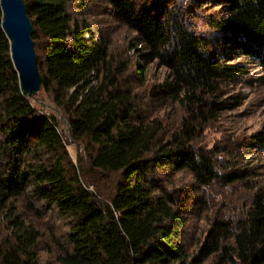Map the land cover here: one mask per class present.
<instances>
[{
	"label": "trees",
	"instance_id": "1",
	"mask_svg": "<svg viewBox=\"0 0 264 264\" xmlns=\"http://www.w3.org/2000/svg\"><path fill=\"white\" fill-rule=\"evenodd\" d=\"M22 1L41 91L83 155L75 165L57 117L21 95L0 9V227L8 232L0 264H40L30 217L45 212L67 221L57 264H264V185L251 183L238 216L212 217L193 250L184 215L195 199L163 185V175L182 171L199 187L248 183L246 172H225L196 143L205 123L236 105L224 87L251 62L264 70V0H106L110 16L134 34L129 49L140 47L136 79L144 81L150 64L166 72L147 102L126 80L129 63L71 17L70 5L83 0ZM210 5L216 10L202 14ZM146 103L181 110L166 139L163 120L141 114ZM246 143L264 154V130ZM92 175L114 176L112 191L102 195Z\"/></svg>",
	"mask_w": 264,
	"mask_h": 264
},
{
	"label": "rangeland",
	"instance_id": "2",
	"mask_svg": "<svg viewBox=\"0 0 264 264\" xmlns=\"http://www.w3.org/2000/svg\"><path fill=\"white\" fill-rule=\"evenodd\" d=\"M69 8L72 18L89 24L95 40L101 37L109 42L110 52L117 61L129 63L128 67L131 71L129 70L126 80L136 88L137 97L142 102H147V93L163 81L165 70L155 64H150L146 66L143 74L144 81L136 79L134 70L135 65L140 63L139 54L141 53H137L140 51V47H137L136 50L129 49L134 34L110 16L106 0H83L81 3H73ZM215 10L216 7L206 6L202 14H212ZM237 62H245V58ZM222 94L225 99L231 98L229 103L234 99L236 105L232 109L222 110L215 119L205 123L199 133L196 145L205 150H212L217 164L225 172L230 169L240 170V172H246L249 180L248 183L234 184L233 186H221L216 183L210 187H199L194 184L191 175L186 171L179 172L174 177L163 175V185H166L168 190H178L179 196L191 193V197L195 199L194 204V201L192 204L188 203V213L184 215L187 220L185 242L191 250L194 249L199 234L207 231L209 227L207 225L212 217L216 215L238 216L240 207L248 203L251 183L258 182L264 185V154L245 147L251 136L264 130V70L257 63L251 62L248 65V73L239 76L233 84L225 86ZM38 98L52 106L42 91L39 92ZM31 104L39 108L35 102H31ZM146 105L147 103L142 105L141 114L150 118L156 116L161 118L165 127L164 139H166L170 131L173 132L177 128L182 117L181 110L176 105L161 111ZM42 110L45 114H54L57 117L58 131L72 162L76 165L77 158L83 154L81 147L71 140L66 125L67 120L60 112L62 120L53 110L47 108ZM95 179L96 177L92 175L91 180L97 184L102 195H107L112 191L114 176L105 175ZM30 219L40 232L37 244L40 264H57L56 258L60 254V249L64 248L66 244L67 221L59 219L50 212H45L39 219L32 217ZM7 235L8 232L4 226H1L0 244L4 242Z\"/></svg>",
	"mask_w": 264,
	"mask_h": 264
},
{
	"label": "water",
	"instance_id": "3",
	"mask_svg": "<svg viewBox=\"0 0 264 264\" xmlns=\"http://www.w3.org/2000/svg\"><path fill=\"white\" fill-rule=\"evenodd\" d=\"M0 9L1 28L9 41L10 59L18 76L21 95L28 101L34 100L42 108L53 110L62 120L57 109L38 98L42 77L32 39L33 25L27 15L25 3L22 0H0ZM66 125L69 126L68 122Z\"/></svg>",
	"mask_w": 264,
	"mask_h": 264
},
{
	"label": "bare ground",
	"instance_id": "4",
	"mask_svg": "<svg viewBox=\"0 0 264 264\" xmlns=\"http://www.w3.org/2000/svg\"><path fill=\"white\" fill-rule=\"evenodd\" d=\"M30 101L35 102L34 100H30Z\"/></svg>",
	"mask_w": 264,
	"mask_h": 264
}]
</instances>
